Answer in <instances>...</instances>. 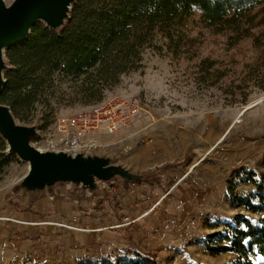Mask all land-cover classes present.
Listing matches in <instances>:
<instances>
[{
	"label": "rangeland",
	"instance_id": "obj_1",
	"mask_svg": "<svg viewBox=\"0 0 264 264\" xmlns=\"http://www.w3.org/2000/svg\"><path fill=\"white\" fill-rule=\"evenodd\" d=\"M13 1L4 3L10 5ZM69 12L53 30L63 28ZM37 23L46 26L43 20ZM197 31L194 29L193 35ZM202 32L200 56L217 59L231 68L232 77L237 76L253 54L250 42L228 47L225 37ZM11 47L2 52L3 78L11 68L5 57ZM224 90L220 85L198 84L192 63L147 48L142 67L122 75L118 84L105 90L100 101L88 103L81 94L68 95L67 91L63 98L52 100L53 112L39 106L28 122L13 116L19 126L33 128V148L44 154L94 163L97 170L89 169L75 179L52 175L37 182L30 177L29 161L12 152L14 161L3 169L0 180V232L6 228L8 232L18 229L25 233L33 227L27 218L11 219L10 211L26 215L36 212L48 217L43 221L50 223L42 239L28 241L22 249L16 240L1 241L0 264H125L128 259L133 263L135 259L124 245L126 239L130 240L129 233L137 249L150 260L139 264L232 262L234 254H210L204 241L223 230L226 222L234 221L238 213L253 220L260 217L233 206L230 189L239 195H251L256 188L247 180L248 171L254 172L256 180L264 175V91L249 90L243 101L240 94L233 98ZM109 101L115 104L117 125L111 129L103 120L93 126L94 106ZM79 115L87 120L91 117L90 128L71 123ZM7 147L6 144L7 153H11ZM146 148L150 154L145 165L127 158ZM238 161L241 162L237 164ZM66 186L71 189L74 203L64 201ZM136 187L157 204V209L152 204L143 209L146 215L136 223L143 228L142 234L126 219V229L121 226L106 233L102 239L112 243H102L100 248V243H92L89 232L74 231L82 235L80 240L79 236L70 239L74 245H82L96 257L108 256L102 257L104 260L90 256L64 261V207L73 208L71 216L77 215L80 203L90 214L103 208L101 202L105 205L112 200L121 207L122 194ZM87 224H93L92 220ZM155 242L158 245L150 248ZM148 244L151 245L147 247Z\"/></svg>",
	"mask_w": 264,
	"mask_h": 264
},
{
	"label": "trees",
	"instance_id": "obj_2",
	"mask_svg": "<svg viewBox=\"0 0 264 264\" xmlns=\"http://www.w3.org/2000/svg\"><path fill=\"white\" fill-rule=\"evenodd\" d=\"M202 30L225 37L228 47L250 42L253 54L237 76L217 59L200 56ZM147 48L192 63L198 84L220 85L226 94H240L245 101L249 90L264 91V0H75L60 31L36 23L27 39L5 52L11 68L4 74L0 103L28 122L39 106L53 112L52 100L67 91L98 102L122 75L142 67ZM13 161L0 135V180ZM247 180L255 192L244 196L230 189V202L260 217L238 213L204 241L210 254H234L227 264H264V175L256 180L248 171ZM128 238L127 252L135 260L124 263L150 262L130 233Z\"/></svg>",
	"mask_w": 264,
	"mask_h": 264
},
{
	"label": "water",
	"instance_id": "obj_3",
	"mask_svg": "<svg viewBox=\"0 0 264 264\" xmlns=\"http://www.w3.org/2000/svg\"><path fill=\"white\" fill-rule=\"evenodd\" d=\"M75 0H14L6 5L0 0V92L4 86L2 76L3 49L25 39L38 20H43L50 29L56 28L68 16ZM0 135L10 152L28 160L30 177L44 182L48 176L58 175L64 180L79 178L87 170L96 171L94 163L69 160L62 155L44 154L30 145L34 135L31 127L19 126L5 104L0 103Z\"/></svg>",
	"mask_w": 264,
	"mask_h": 264
},
{
	"label": "crops",
	"instance_id": "obj_4",
	"mask_svg": "<svg viewBox=\"0 0 264 264\" xmlns=\"http://www.w3.org/2000/svg\"><path fill=\"white\" fill-rule=\"evenodd\" d=\"M70 191L71 189H67V186L66 188H64V201H68V204L74 203L75 200L71 195L72 192ZM122 201L124 205H121V207L117 206L114 202H112V200H110L111 203L109 202L110 205L109 203H106L107 201L105 202V205H103V202L100 201V205L103 206V208L101 209L98 207L97 210L94 209L92 211V214H90L89 212L85 213L84 207L80 203L76 207L77 215L74 214L73 216H71L70 214V211L73 208L71 207L67 209L64 207V226L68 228H64V244L66 245L64 247V261L68 262L72 261L73 259L75 260L83 258L90 259V256L91 258L102 259V257L104 258L108 256L106 254L102 255L101 257H96L94 254L92 255V253H90L87 248L82 247V245H74L73 241H71L70 239H74L76 236H79L80 240L82 236L81 233H75L74 231L89 232V235L92 236V243H100V248L102 246V243H112V240L104 241V238L102 239V237H104L106 233L113 232V230L118 229L121 226H124L126 229L127 224H123L124 220L126 219L127 221H129L128 225H130L131 223L135 224L136 227H138L136 231H138L139 234H142L143 228H141V226L136 223L146 215L142 212L143 209H147V207H150V204H152V207H156L157 209V204L151 202V200H149V198L145 196V194H143L138 187L133 188L131 191L124 192L122 194ZM43 213H45V211H43L42 214ZM10 214L13 215L11 219H19L18 216L27 218V223L33 225V227L31 229L28 228L25 233H23L22 231L20 233L18 229L16 231L8 232L5 228L2 230V233L0 232V242H4L6 238L10 240L9 242H14V240H16L19 248L22 249L23 245H25L26 242H37L43 238L42 236L46 234V225L49 224L50 221H43L45 218H48L45 215L41 216L36 212H28L26 215L25 213H13L12 211H10ZM91 220L93 224H87L88 222H91ZM67 222L73 223L75 227H72L73 225H69ZM26 236H28V238L25 239ZM122 241L124 242L123 239ZM152 241H154V238H152ZM127 243L128 242L126 239V243L124 242L125 247H127ZM115 245H117V243ZM150 245L151 244H148L147 247H149ZM157 245L158 243L155 242L150 246V248H155ZM69 246L73 247L70 248ZM97 256L100 255L97 254Z\"/></svg>",
	"mask_w": 264,
	"mask_h": 264
},
{
	"label": "built area",
	"instance_id": "obj_5",
	"mask_svg": "<svg viewBox=\"0 0 264 264\" xmlns=\"http://www.w3.org/2000/svg\"><path fill=\"white\" fill-rule=\"evenodd\" d=\"M91 116L94 121L93 126L96 125V123L103 120L109 122V126L112 127L111 129H113L117 125L118 113H116V107L112 101L94 106ZM90 120L91 117L89 120H87L84 115H79L78 117L72 118L71 123L75 126L81 125V127L83 126L89 127L88 122Z\"/></svg>",
	"mask_w": 264,
	"mask_h": 264
},
{
	"label": "bare ground",
	"instance_id": "obj_6",
	"mask_svg": "<svg viewBox=\"0 0 264 264\" xmlns=\"http://www.w3.org/2000/svg\"><path fill=\"white\" fill-rule=\"evenodd\" d=\"M39 151H43L41 149H38ZM143 150V149H142ZM150 154V149L146 148L141 152V150L134 151L128 156L127 158L139 165H145L149 159L148 156Z\"/></svg>",
	"mask_w": 264,
	"mask_h": 264
}]
</instances>
